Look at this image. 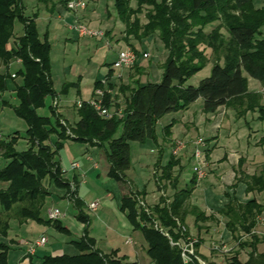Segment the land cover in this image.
Wrapping results in <instances>:
<instances>
[{"label":"trees","instance_id":"16d2710c","mask_svg":"<svg viewBox=\"0 0 264 264\" xmlns=\"http://www.w3.org/2000/svg\"><path fill=\"white\" fill-rule=\"evenodd\" d=\"M112 1L118 19L124 25L125 38L131 36L142 42L157 36L167 49L168 58L162 66L160 82L142 85L133 78L131 84L120 87L119 90L125 96L122 118H101L86 102L77 108L79 121L70 127L73 140L97 141L100 146H106L110 178L126 185L130 143L148 139L157 142V122L166 114L186 109L198 99L203 101L202 111L205 114H214L224 107L233 110L238 118L244 117L247 112H257L258 119L264 120L263 96L248 91L247 78L243 75L245 73L264 86V36L260 31L264 26V6L255 8L259 0ZM24 9L22 0H0V66L8 69L9 63L16 60L22 65V70L16 74L22 82L14 90L19 104L13 108V112L27 125L28 144L25 150L17 151L15 147L19 137L16 135L0 141L3 150L1 157L5 162L0 170V183L7 184L6 189L0 190V238L7 235L10 215L19 220L43 222L41 210L48 195L45 180L49 185L66 189V196L70 194V185L62 182L61 169L55 160L60 144L53 147L47 144L52 132L51 124L47 118L37 114L45 98L56 95L51 81L50 44L47 34L42 39L37 32L36 14L28 18L24 15ZM144 10L146 23L141 24L139 16ZM16 20L22 23L23 34L14 38L13 24ZM206 27H211V31L205 32ZM11 42L12 46L7 48ZM199 46L209 48L217 59L210 75L193 87L186 85L187 79L200 71L208 61ZM131 49L138 55L135 49ZM220 61L223 65L219 64ZM7 76L0 72V96L7 91ZM71 86L65 85L62 92H67ZM97 86H100L99 83ZM108 99L109 96L104 97L106 106ZM3 104L6 106V103ZM53 114L59 139L67 140L58 115L55 111ZM119 126L121 134L114 138ZM169 129H164L166 136L169 135ZM258 144L264 145V137ZM159 153L160 159L161 150ZM177 166L178 161L173 156L164 167L158 163L155 171L157 190L165 191L169 186L174 193L169 199L161 195L159 203L150 209L149 214L137 206L130 194L123 196L121 201L120 211L125 214L133 230L140 231L146 243L145 253L152 264H183L179 249L171 246L169 240L154 228L155 222L176 241L179 234L176 232L175 220L182 225H185L188 215L194 217L195 224L212 220V217H206L196 207H189L196 178L193 176L187 186L178 188L179 172L174 175ZM240 180L244 182L247 193H263L264 165L257 174L243 175ZM74 194L70 199L79 210V220L86 227L84 236L74 243L77 253L44 256L39 263L33 262L34 255L30 256V264H138L102 255L94 248V243L85 234L89 219L81 213L83 206L73 198ZM219 214L227 218L226 228L235 235L238 246L249 249L244 262L235 255L228 264H264V252H257V245L264 242V236L261 240L254 234L257 218L264 215V203H258L255 199L245 203L229 201L219 210ZM45 223L66 233L59 221L49 220ZM238 231L248 236L249 241L240 242V238L236 237ZM186 235H189L188 231ZM196 248H199V241ZM7 251L8 248L0 243V264H7ZM201 258L205 260V257Z\"/></svg>","mask_w":264,"mask_h":264},{"label":"rangeland","instance_id":"374dc122","mask_svg":"<svg viewBox=\"0 0 264 264\" xmlns=\"http://www.w3.org/2000/svg\"><path fill=\"white\" fill-rule=\"evenodd\" d=\"M50 1V2H49ZM46 2V4H42L40 0H22V3L24 4V15L28 18H31L33 16V13L36 12V9L43 10L44 6L49 7L51 3H56L57 0H49ZM264 1V0H263ZM83 3L85 4V11L88 13H91L92 9H95V13L92 14V21L99 23L101 22L100 31L104 33V36L102 39H96V38H88L85 37L83 40H77V38L74 36L73 33H67L65 30H63L62 27L60 29H54V25L56 23L55 20H51L48 15H39L36 20V29L40 36L44 37L47 33V39L48 43L50 44V51H49V60H50V72H51V81L53 85V90L56 92V94H59V100H58V111L62 114H65V110L67 107H73L75 105V102L78 100L75 94L76 89L71 88L68 91V95H63L61 91L63 90V87L65 85H72L74 83L78 82L79 90H80V98L88 100L92 94V89H94L95 84V78L98 75V67L93 65L89 62L91 56L94 52V45L100 43L103 41V44H106V30L113 28L112 24L116 25L118 24V17L115 13V10L113 8V1L112 0H83ZM258 3V1H257ZM259 4V3H258ZM134 5V4H133ZM106 6L108 7V10L111 14L110 19L106 16ZM145 10L143 13L139 16L141 24L146 23V19L144 18ZM110 22H108L109 20ZM91 24L88 28L94 29L98 28L95 27L97 23ZM217 23H214L216 25ZM205 32H210L211 27H206L204 29ZM261 33L264 36V26L261 28ZM225 34V31H223ZM23 34V25L19 20L14 21L13 24V36L14 38L20 37ZM117 40H120V33L117 32ZM67 38L71 39V41H65ZM132 40H129L127 45L124 43V41H120L117 45L116 49L124 50L128 48V46L134 47V49L138 52H140L142 49L147 51L148 57L147 58H140L139 62L143 65V67L146 69L148 74L141 75L136 77L140 70L136 69V67H133L129 70H125V83L131 84L129 75L131 72L132 78L137 79L139 84H146L148 82H160L163 70L162 66L165 64L168 53L167 49L164 47V45L159 41V39L156 37H153L150 41L144 40L142 42H138L136 39L130 36ZM101 40V41H100ZM143 46V48H141ZM146 47V48H145ZM199 50L203 51L206 59L208 60L206 65L197 73L189 77L186 81V85H191L193 87H197L200 83V81L210 75V71L213 67V63L216 61V57L213 54V52L209 48H205L204 46H199ZM142 53V52H141ZM139 55V54H138ZM139 58V57H138ZM220 65H223V62L220 61ZM22 70V65L20 63L11 61L9 63L8 69H4L0 66V71L2 73H5L9 77L11 74H17L19 71ZM138 71V72H137ZM82 75V79L80 81H77V75ZM246 78L247 75L244 74ZM6 77V86L7 91L0 96V134L2 135V140L5 141L8 140L11 136L16 135L19 137V140L16 145L17 151H22L27 148L28 144L26 142V131H27V125L26 123L18 118L15 113L13 112V108L18 107V101L15 98V95L12 93L15 90L16 86L21 85V78L18 77L16 80H11ZM104 77V76H103ZM249 79V78H248ZM249 85L252 86L254 81L249 79ZM72 87V86H71ZM122 97H125L124 94L119 91ZM264 92V91H263ZM6 103V106L3 104ZM202 100L198 99L194 103L190 104V112L185 113L186 117L191 116L197 120L196 124L198 127V136L194 137L195 139L201 138V139H211V129L216 122H218L219 118L212 120L209 124L205 122H202L204 119L205 113L202 111ZM56 112L55 106H54V99L52 96H48L45 98L43 102V106L39 107L37 109V114L40 117L47 118L50 121L52 132L49 134L48 142L47 144L51 147L60 144V148L56 154L57 160L63 159L66 163V153L63 149V145H61L63 142L59 139V130L56 126V117L54 116L53 112ZM72 112V111H71ZM181 112H172L169 114L164 115L159 123L156 125V136H157V142H155L153 139H148L145 142H131L130 143V167L125 172V176L127 179L131 180L133 182V186L136 187L139 191H142L143 188L148 191L149 197L146 199V203H148V207L153 206V202H157L159 197L161 196L160 191L157 190V187L154 185V179H153V164L159 159L160 157V148H162L163 145V127L167 126L168 122H170L172 116L179 117ZM210 118V116H208ZM222 122V129L220 130V142L219 146H226L227 143L223 138V135L226 132V129H228V123L230 125L236 124V130L239 128V126L243 127L245 126L246 122H248L249 126L255 130V132L261 134L260 136L264 135V120L261 121L258 119L257 112L251 113L247 112L244 117L238 118L235 114V112L231 109H227V118ZM66 118L68 121L72 124L75 118L73 119L72 115H66ZM201 119V121L199 120ZM59 123L61 124V121L59 120ZM66 126H63L61 124V127L64 129L66 136L68 139H74V135L71 133L70 127L71 125L66 121H64ZM245 123V124H244ZM238 126V127H237ZM232 127V126H231ZM242 130H246L245 128H242ZM241 132V131H240ZM250 132V131H248ZM176 135L178 134L180 136V130L176 128L175 131ZM244 133V132H242ZM121 134V127L119 126L114 134V138L119 137ZM213 134V133H212ZM241 136L239 135L238 138ZM261 139V138H260ZM231 139L228 141L230 142ZM232 142V141H231ZM72 143V142H71ZM70 145V144H69ZM264 146V145H263ZM70 147H73V150L76 152H82L85 149V146L73 142ZM194 147L191 146L189 149L192 152H188L186 157H184V163L182 164L183 168L182 171L179 173V179H178V187L184 188L185 185L189 182L192 173L194 172V168L196 167V162L193 157L194 155ZM219 152L216 153L217 156L222 154V149L219 148ZM187 151V150H186ZM172 150L170 147H165V155L162 158V167L167 165L168 162L171 159ZM3 153V150L0 148V170L4 167V160L1 157V154ZM201 156L204 155V151H202ZM96 157H98V154H96ZM262 167L257 168V173L260 171ZM206 177L209 175V170L206 169L205 171ZM243 173V172H241ZM178 172L175 170L174 175L176 176ZM85 181L88 183L87 185L82 186V191L86 190L88 194V198L91 200H97L99 197L102 196V193L105 192V190L115 193V190L119 189V186H123L122 184H118L115 182V180L111 178L102 179L99 182L103 185H99L91 179H85ZM130 182V181H129ZM131 182V183H132ZM0 186H2V183H0ZM44 186H47V183L44 182ZM126 190V185L123 186ZM48 188V187H47ZM224 188V187H222ZM115 189V190H114ZM227 189V188H226ZM54 189L50 188L48 195V198L45 201L44 208L41 212V217L46 219L45 210L47 208L51 209H58L61 214H65V217H61V221L63 222L64 226L68 228L69 234L63 233L59 230H56L53 228L52 232L47 233V238L49 239V243L51 245L60 243V242H66L69 243V241L78 240V238L83 233L84 229L86 228L84 224L81 223V221L78 218L77 210L73 207V205L67 201V199H54L55 193L53 191ZM172 189L168 186L166 190L163 192L166 194V198H170L172 195ZM212 191V190H211ZM223 192V191H222ZM211 193H207L206 195L209 196ZM137 194L134 192L132 195L133 197ZM93 198V199H92ZM215 198V197H214ZM217 198V197H216ZM54 199V200H52ZM136 199V198H135ZM220 200L224 201V198L219 197ZM240 199L243 202H246L248 199H255L259 203H264V192L263 193H252L251 196L247 195H241ZM99 201L103 202V200L98 199ZM89 201V202H90ZM138 201V200H137ZM210 201V200H209ZM218 202V201H217ZM118 204V200H117ZM110 204L106 207L104 205H101L99 208L98 214H100V211H104L106 214V226L100 221L97 220L92 213H89V218L92 221L90 224V229L94 228L96 233H99V239L106 240V247L109 244L112 248H121V250L128 251L132 248L136 247L141 249L140 244L143 246L144 251H140V255L136 259V262L139 264H152L149 260V258L145 254L146 249V243L139 231H133L131 225L127 222L125 219V216L121 213L114 212L112 208H110ZM214 218H211L212 220L206 221L205 225H202L203 228L198 232L197 227L193 224L194 223V217L189 216L187 219L186 229L189 230L191 233L192 238L196 237L199 241L200 249L202 250V254L205 255L206 260L205 262L207 264H228L231 259L237 255V258L239 261L244 262L247 259V254L249 249L246 248H240L238 246V241L234 239V236L227 233V230L225 228V223L227 219L220 216L219 214L212 213ZM103 220V219H102ZM105 220V219H104ZM90 221V222H91ZM257 226L254 229V234L258 238H262L264 236V215L259 216L257 218ZM13 221L10 222V229H8V239L9 237L18 239H15L19 242L20 234L13 232L14 226ZM201 224V223H200ZM26 229V228H24ZM52 229V228H51ZM26 232V231H25ZM15 235V236H14ZM236 237L240 238V242L249 241V237L246 236L242 231H238L236 233ZM5 238H2V241L4 240L5 243L9 244V253H8V262L9 264H17V261L19 259H22L24 257V253H21L19 250V247H15L13 245H10L9 240ZM106 238V239H105ZM128 238H131V243L128 245H124V241ZM262 240V239H261ZM201 242V243H200ZM217 249V250H212ZM212 250V251H210ZM205 251V253L203 252ZM74 248H70L68 251H62L61 255H71L74 253ZM257 252L263 253L264 252V242L257 245ZM60 255V256H61ZM40 260H36L34 263H39ZM20 264H30L29 259H25Z\"/></svg>","mask_w":264,"mask_h":264},{"label":"crops","instance_id":"0c3cea01","mask_svg":"<svg viewBox=\"0 0 264 264\" xmlns=\"http://www.w3.org/2000/svg\"><path fill=\"white\" fill-rule=\"evenodd\" d=\"M40 1H42L40 3L46 4V2L49 0H40ZM65 1L68 2L71 0H57L56 3L55 2L51 3L49 7L44 6L43 10L37 8L36 12L33 14H36L37 18L41 14L42 15H48V17H50L51 20L56 21V23L53 27L54 29H60V27H62L63 30H65L67 33H73L74 36L77 38V40H83V38H85V37H79L77 35V33L72 29V27L75 23H81V24H84L88 27L91 24H93L95 21L94 20L92 21L91 16L93 13H95V9H92L91 13L90 12L87 13L85 11V8H84V10H81V9L69 10L67 8V5L66 6L64 5ZM258 3L257 2L255 3L256 9H260L264 6L263 0H259ZM106 16L109 19L111 17V14H110L107 6H106ZM37 18L35 19V23H36ZM110 21L111 20H109L108 22H110ZM95 23H97V22H95ZM97 25H98V28H94V30L100 29L101 22L97 23L95 25V27H97ZM112 25H113V28L106 30V44H103L104 42L101 40H100L101 41L100 43L95 44L93 55L91 56V58L89 60L90 63H92L93 65L98 67V73H97L98 75L95 78L96 82L94 84V89H92L93 91H92L90 98L88 100L80 98V90H79L78 82L72 84V87H70L69 89H71V88L76 89L75 94H76V97L78 99L76 102H88L93 98V94H94V91L96 89L103 90L105 97L109 96L108 106H106V105H104V106L108 109V111L110 113L114 114L118 111H121V113L123 111V103H124L125 98L122 97V95L119 92L120 87L129 85V84L125 83V80H126L125 70L120 71V70L114 69V67H113V63L116 60L117 53L119 51H121V49H116V48H117V45L120 41H124V43H126V45H127L128 41L132 40V39L130 37L125 38L126 36L124 33V25L120 21H118L117 25H116V23L112 24ZM117 32L120 33V40H117L118 39L117 35H116ZM40 38L43 39L42 36H40ZM152 38H153V36L151 38H148L145 40L150 41ZM65 41L66 42L71 41V39L67 38ZM12 44H13L12 42L10 44H8L7 48L11 47ZM128 48L134 49V47H132L130 45L128 46ZM141 48H143V46H141ZM143 53H147V51L142 49L140 52H138L139 58L136 61V69H138L140 71L139 72L137 71L139 74L136 77L148 74L146 69L139 62L140 58H143L142 57ZM1 67H3V66H1ZM136 77L134 78L135 80H136ZM247 77L255 82L250 87L249 79L247 78L248 91L253 92V93L262 94V96H263L262 103L264 104V92H263L264 86L261 85L258 81L250 78L249 76H247ZM129 78H130V81L132 83L133 78H132L131 72H130ZM9 79L16 80L17 77L14 79H12L10 77ZM77 79H78L77 81H80L82 79V75L80 73L77 75ZM97 83H99L100 86L99 87L97 86V88H96ZM69 89L67 90V92L63 93L61 91V93L66 96V95H68L67 93H68ZM12 93L15 95L14 91ZM53 99H57V101H58L59 100V94H56L55 96H53ZM202 103H203V101H202ZM117 105H119V107ZM57 107H58V104H57ZM57 107L55 108L56 114L58 115L59 120L61 122L67 121L71 126H74L79 121V117L77 115V107L75 105L73 107H71L72 112L70 111V107H67L65 110V114L60 113L58 111ZM189 110H190V106L187 107L186 109L182 110V111H178V112H181L180 114H182V115H180L179 117H177L175 115L172 116V118H171L170 122H168L167 126L163 127V145H162V148H160V150L162 152L161 158L158 159L152 165L153 166V179H154L155 187H157L156 178H155V171H156L158 163L162 167L161 164H162V158L165 155V147L168 146L172 150L175 141L186 142L187 146L183 151L178 153L177 156L172 155L175 158V160L178 161V166L174 168V171L176 170L179 173L182 171V168H183L182 164L184 163V161H183L184 157H186V155L189 151L192 152L189 148L192 146L191 143H192V141H194V137L198 136L197 135L198 134V127L196 124L197 120L195 118L191 117L190 115L186 117L185 113H187V112L189 113L190 112ZM66 115H72L73 119L75 118L76 120H74V122L71 124L68 121V119L66 118ZM204 116L205 117H204V119H202L203 120L202 122H205V124L206 123L209 124L212 120H215L217 118H219V120H218V122H216V124H214L212 126V129L210 130L213 133V134L211 133V139H204L203 138V140L205 142V146L202 149L204 151V155H205L204 156V162H205V168L204 169H205V171H206V169L209 170V175L207 178L203 179L199 183H196V186H195V188L191 194L188 205H189V207H196L199 211L204 213V215L206 217L214 218L212 213L219 214V210H221L229 201H236L238 203H242V201L240 199L241 195H247V196L252 195V193H247L245 191V184L240 179L243 175L252 176L254 174H257V168L262 167L264 165V146H261L258 144L260 138L264 137V135L260 136L261 134L255 132V130H253V128H251L249 126L248 122H246V124L244 123L245 126H243V127L239 126V128L237 130H236V124L230 125V123H228V129H226V132L223 135V138L226 141L227 145L225 147L224 146L222 147V146H219L220 130L222 129V122L225 119H229V117L227 118V109H225L224 107H220L214 114H205ZM208 116H210V118ZM116 118H118V117H116ZM120 118H122V117H120ZM199 120L201 121L200 118H199ZM159 121L157 123H159ZM166 127H170L169 133H168L169 135H167V136L164 134V129ZM176 128H178L180 130V136L178 134L176 135V133H175ZM242 128H245L246 130H242ZM248 131H250V132H248ZM242 132H244V133H242ZM239 135L241 136L240 138H238ZM230 139L232 142L231 141L228 142ZM62 142H63L61 144V145H63L62 150H64L66 153V156H65L66 157V163H65V160L61 159V157L59 160H57V158L55 157V160L58 162V165L61 169L62 182L67 183L69 185L73 183L75 185V194H74L73 198H75L76 200H78L82 204L83 210L81 213H83V215L89 219V224L87 226V230H86L85 234L87 235V237L89 239H91V241L94 243V248L100 254L107 255V256H114L115 258H123V259H125V261L130 262V263L136 262V259L141 254L140 251H144L143 246L140 244L141 249L134 247L128 251L127 250L126 251L121 250V248H112L109 244L106 247V240H101V238L99 239V236H100L99 233H96L97 231L95 232L94 228L90 229V224L92 223V221L89 218V213H92V215L97 220L99 219L106 226V214L104 213V211H100V214H98L99 208L101 205H104L106 207V204L107 205L110 204V206H111L110 208H112V210L115 213L116 212L118 213V211H119V213H121L125 216V214L120 211L121 205H122V202H121L122 198L125 195H129V194L133 195L135 192L137 195L134 196V199L136 198L135 200L138 204L137 206L142 208L143 211L147 210L145 212H147L149 214L150 209L159 203V199L157 202L156 201L153 202L152 203L153 206L149 208L148 203H146V199H147V197H149L148 191L144 188L142 191H139L136 187L133 186V182L131 180L127 179L125 176L126 181H127L126 182L127 183L126 184V190L124 189V187H123L124 185L122 183L115 181L116 183L122 184L123 186L122 187L119 186L118 187L119 189H117V190L114 189L115 190L114 194L108 190L107 191L105 190V192L102 193V196L98 198L100 200L102 199L103 202L99 201L98 199L90 201L89 200L90 198H89L87 200V198H88L87 191L86 190L82 191V188H83L82 186L88 184L85 181V179L88 178V179L93 180V182H95L99 185H103L99 181L102 179H106V177L110 178L108 176L109 164H108V162L106 160V156H105L106 146L105 145L100 146L97 141L79 142V141H76L73 139H67V140H63ZM71 142L72 143L73 142L80 143V144L85 146V149L82 152H76L73 150V147H70V145H72ZM219 148L222 149V154L217 156L216 153L219 152V150H220ZM96 154H98V157H96ZM72 163H77L78 169L72 170L71 169ZM158 172H160L159 169H158ZM241 172H243V175L241 174ZM193 176H194V172L192 173L191 178ZM191 178H190V180H191ZM44 182L47 183V186H45V187L46 188L48 187L47 188L48 195H50L49 189L50 188L54 189L53 190L55 193L54 199H56V198L57 199H61V198L67 199V201H69L73 205V207L77 210V213L79 214V210L74 206L73 200L70 199L68 196H66V189L58 188L55 185H49L47 180H45ZM188 184H189V182L185 186H187ZM6 187H7V184L2 183V186H0V190H4V189H6ZM222 187H224V188H222ZM163 192L164 191H160V194L162 195ZM173 193H174V191H172V195H173ZM207 193H211V194H209V196H207L206 195ZM48 195L46 196L45 201L48 198ZM164 196H166V194H164ZM219 197L224 198V201L220 200ZM54 199H52V200H54ZM117 200H118V204H117ZM248 200H250V199H248ZM91 203H97V209L95 212H91L90 210H88V205ZM243 203H245V202H243ZM44 205H45V202H44ZM43 208H44V206H43ZM43 208H42V210H43ZM49 209H51V208H47L45 210L46 218H47V211ZM42 210H41V212H42ZM189 216H191V215L187 216L186 223H187V219L189 218ZM62 217H65V214H62ZM191 217H193V216H191ZM224 218L227 219L226 217H224ZM41 219L43 222L38 223V222L31 221V220H19L14 215H10V218L8 220L9 229H10V222L13 221L14 222L13 226L15 229V230H13V232L16 233L15 235H17V233H19L21 238H19V242L17 240H15V239H18L17 237H15V238L9 237V239H8V231L9 230H7V235L5 237H7L6 239L9 240L10 245H13L15 247L16 246L19 247L20 252L24 253V257L22 259H19L17 261V264L22 263L25 259L30 260L29 256L28 257L25 256L26 245L29 243H32L33 241H35L41 237H44L46 239V244L43 247L38 248L36 250L35 256L33 257V262H35L36 260H40L44 256H48V255L53 256V257L54 256H60L62 251H68L71 247L74 248V250H75V252L72 253L71 255H74L77 253V250L74 247V243L78 242L84 236V231L81 234V236L78 238V240L69 241V243L60 242V243L51 245L49 243V239L47 238V233L52 232L54 227L51 225H47L45 223L46 221H49L48 218L46 220V219L41 217ZM125 219H126V216H125ZM57 221H59L61 227L66 230V234H69L70 232H68L69 231L68 228H66L64 226L63 222L61 221V218L58 219ZM200 223L201 222H199L198 224L193 223L197 227L196 229L198 232L201 230V228H203L202 225H205L206 222L201 223V224ZM24 228H26V229H24ZM225 228H226V223H225ZM226 230H227V228H226ZM133 231H138V230H133ZM187 231H188L189 235L192 236L188 229H187ZM227 233L230 234L232 237V234L230 231L227 230ZM69 235H71V234H69ZM5 237L0 238V243L4 244L8 248L7 255H6V262H7V264H9V262H8L9 244L5 243L4 240L2 241V238H5ZM196 239H198V238L196 237ZM128 241H129V243H128ZM131 242H132L131 238H128L127 240L124 241L123 244L128 245ZM212 250H217V249H212ZM212 250H210V251H212ZM201 251L202 250L200 249V246H199V248H198L199 254L201 256L205 257V255H207V254L205 253V251H203L205 254H202ZM205 260H206V257H205Z\"/></svg>","mask_w":264,"mask_h":264},{"label":"built area","instance_id":"2783aa9c","mask_svg":"<svg viewBox=\"0 0 264 264\" xmlns=\"http://www.w3.org/2000/svg\"><path fill=\"white\" fill-rule=\"evenodd\" d=\"M67 8L69 10H76V9L84 10L85 4L83 3L82 0H71L67 2ZM72 29L77 33L79 37L102 39L104 36V33L102 31L90 29L86 25L81 23H75ZM138 57L139 55H137L134 52V50L130 48H126L117 53V57L115 62L113 63V67L114 69L120 71L129 70L134 67ZM142 57L147 58L148 54L143 53ZM14 62L20 63L19 60H16ZM10 77L12 79L16 78V74H11ZM104 97H105L104 91L101 89H96L94 91L93 98L90 101L86 102V104L90 108H92L93 111L101 118L111 119L112 117H118V118L122 117L121 111H118L114 114L108 111V109L104 106ZM82 103L83 102H76L75 106L77 108H80L82 106ZM57 104H58L57 99H54L55 108L57 107ZM61 124L63 126H66L64 122H61ZM2 138L3 137L0 134V141L2 140ZM191 144L194 147L193 157L196 162V167L194 168V176L196 178V183H199L206 177V173L204 169L205 168L204 157L201 156V153L203 151L202 149L205 146V142L203 139L198 138L192 141ZM186 146L187 144L184 141H175L171 154L173 156H177L178 153H180L186 148ZM71 169L72 170L78 169L77 163H72ZM74 192H75V185L72 183L70 184V194L68 195V197L71 198ZM162 195L164 194L162 193ZM96 209H97V203H91L88 205V210H90L91 212H95ZM61 217L62 214L58 209H49L47 211V218L50 221H57ZM175 222L177 226L176 232L177 234H179V239L176 241H173L170 235L168 234V231L162 228L157 222L154 223V228L169 240V244L171 246H175L179 249L180 257L183 264H207L205 260L201 258L198 249L196 248V245L198 244V240L192 238L190 235H186L187 229L185 225H182L178 220H175ZM45 244H46V239L44 237H41L33 241L32 243L27 244L25 249V256L27 257L34 256L36 250L38 248L43 247Z\"/></svg>","mask_w":264,"mask_h":264}]
</instances>
